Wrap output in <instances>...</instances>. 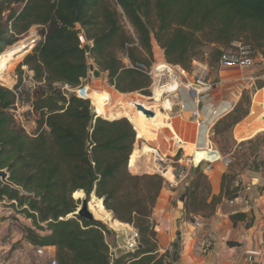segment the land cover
<instances>
[{
    "label": "trees",
    "instance_id": "trees-1",
    "mask_svg": "<svg viewBox=\"0 0 264 264\" xmlns=\"http://www.w3.org/2000/svg\"><path fill=\"white\" fill-rule=\"evenodd\" d=\"M123 16L134 36L125 30ZM34 26L41 40L18 68V84L13 90L0 86V170L9 176L8 183L0 179V202H12L30 221L25 241L56 249L57 264H175L169 252L160 253L153 218L165 180L129 170L138 137L126 117V103L91 99L94 109L73 90L86 87L90 60L119 93L151 96L153 81L140 65L152 67L154 42L168 64L185 71L211 45L219 60L236 42L264 59V0H0V55ZM23 67L41 84L32 106L37 116L33 137L13 113ZM248 114L236 109L216 127L231 129ZM216 156L198 159L215 162ZM201 164L181 201L187 217L209 219L224 199L233 201L237 194L224 175L220 195L213 196ZM81 192L88 201L102 200L114 221L133 227L138 249L112 258L107 226L75 215ZM230 220L236 226L248 217L236 213Z\"/></svg>",
    "mask_w": 264,
    "mask_h": 264
},
{
    "label": "rangeland",
    "instance_id": "rangeland-1",
    "mask_svg": "<svg viewBox=\"0 0 264 264\" xmlns=\"http://www.w3.org/2000/svg\"><path fill=\"white\" fill-rule=\"evenodd\" d=\"M122 24L125 30L127 31V33L129 34V36H134L135 33L134 29L132 28V26L124 16L122 17ZM38 32H39V27L34 26L26 34L20 37V40L18 42L20 43V45L16 50H14L13 57H11L5 63L4 70L3 72L0 73V86L9 90H13L15 86L18 84L19 81L18 68L24 62L26 56L32 52L36 44L41 40ZM83 43L86 44L85 41H83ZM230 48L226 49L225 51L229 50ZM215 50H216V46L214 45L203 48V54L198 57L197 61H194L189 71H185L179 66H172L168 64L165 59L163 50H161L160 47H158L157 48L158 53L156 54L157 63H155V59L153 63V65L156 64L154 67L155 70L156 68H158L156 73V75L158 76L157 78L158 81L156 80V82L155 83L153 82L152 84V87L150 89L151 96L149 97L143 96L140 92H135L128 95L127 94L119 95L118 98L124 100V102L126 103V107H127V99L129 98L134 99L141 97V99H145L148 100V102L153 103L152 98L154 97L153 93H155L154 91L156 90V88L163 84L168 83L166 81V78L161 83V73L166 72L169 73L170 76H182L183 74L180 71L181 69L185 73L184 74L185 77L182 79L184 84L187 85L200 80L203 83L208 84L212 88L210 93L213 92L219 97L221 96L234 101L235 107L233 111L236 109H238L239 112L249 111L248 116L245 117L238 125L225 131L221 130L224 128L223 124H219L218 128L216 127V125L226 116L221 118L211 129V135H210L211 143H209L210 148L204 150H195L193 146L188 145L189 151H187V153L192 155L193 157L194 164L191 167L192 171H195L196 169L195 165H199L202 163L201 165L205 173L207 171L206 169L207 166H211L210 163H215L218 161L224 162L228 170L227 175H229L230 181H232L231 190L233 189L234 181L237 178H240L242 180L243 187L241 189V195L237 194V196L239 198H243L244 200L245 199L249 200V198L251 197L250 193H252V191L250 192L248 191L250 188L256 189L255 191L258 194L264 193V110H263V114L256 121V125H258L259 127L252 132L249 130V127L253 128L255 126V125H251L252 119L257 118V115L255 117H252V115L254 114L253 108L254 107L259 108L261 106L264 109V88H261V86H264V59L261 57V55L254 52L253 49L251 48V50L254 53L253 56L256 60V67L254 69L240 70V69L222 68L220 66V60L218 58L216 59V57L214 56ZM198 63L201 65H198ZM89 64L92 65V61L89 60ZM22 71L24 72L23 87H21L20 91L18 92V98L16 102L19 108L17 109L15 106V111H18V114H16L15 111L13 113L16 116V121L18 125H20L28 135L33 137L35 136L37 130V123H36L37 116L33 112L32 106L35 100V96H34L35 92L38 90L41 84L33 80L34 73L30 71L28 67H23ZM96 71L98 70L96 69ZM101 74L106 76V80L104 82H102L100 78L99 79L95 77L89 78V81L87 82L85 88L83 89L77 88L73 90L78 97L89 99L93 107H94L93 101L95 103H99L101 100H105V99H101V100L97 99V95H95V93L107 91L108 88L107 86L109 85L107 75L104 73ZM103 83L105 84V87L102 89ZM78 90L80 91L78 92ZM73 91H71V93ZM159 109L161 110V107ZM95 113L97 114L96 110ZM244 131H248L249 133L248 132L243 133ZM243 134L244 137L246 138H242ZM237 137H239L241 141L240 139H237ZM139 143H141V138L137 139L136 146ZM206 154L209 155L216 154L218 160H216L215 162H206V161L200 162L198 157ZM176 168L177 170L180 169L178 163L176 164ZM154 174L161 175L159 172L153 174H142V175H154ZM166 174L167 172L164 173V176L172 178L171 174H170L171 176L169 174H168L169 176H167ZM134 175H138V174H134ZM192 177L193 178L195 177L193 172H192ZM93 198L96 197L93 196L91 198L90 210L92 211L95 219L97 221H99V219L100 221L102 220V223H104L107 226V228L111 231V234L110 236H108L107 241L111 246L110 250H111L112 258H114L117 256L116 254L117 238H116V232H114L113 227L110 225L108 219V215H111V213H108L105 210L102 204V200L100 202L97 199L99 202H94ZM228 202H230L231 205L236 204V203L232 204L231 201ZM5 203L6 204L3 205V207L7 209L6 217L9 218V219L6 218L5 220H6V225L9 226H5L7 232L5 233V235H3V237L0 238V242L2 245L8 244L11 247L7 248L5 253H3V251H0V264L38 263L40 260L37 259L35 255V247L30 245L27 241H23V240H19L15 244L13 243L15 239L16 240L19 238L21 239L22 235L23 236L25 235V230L27 229V225L30 224V221L27 220L26 217L22 215L19 211H17L16 208H13L11 206L12 202L5 200ZM14 205L17 206L16 204ZM81 206H82V201L78 210L81 208ZM16 216L19 217L22 221L16 218ZM73 217L74 216L71 215L68 218H73ZM153 218H154V214H153ZM187 219H191V218L187 217ZM253 221L254 219L250 217L248 218L247 222L243 224L245 227H247ZM114 222L120 224L119 222L116 221ZM121 226L123 230L126 229L128 232L130 231L129 233H126V236L128 238L131 233V228L125 226L124 224H122ZM114 229L117 231L119 230V232L122 230L118 228H114ZM14 232L18 234L16 238H13ZM169 253L171 254V258H173V255L175 253L174 250ZM48 260H49L48 257L46 259H41V261L46 264L49 262Z\"/></svg>",
    "mask_w": 264,
    "mask_h": 264
},
{
    "label": "crops",
    "instance_id": "crops-1",
    "mask_svg": "<svg viewBox=\"0 0 264 264\" xmlns=\"http://www.w3.org/2000/svg\"><path fill=\"white\" fill-rule=\"evenodd\" d=\"M157 48L158 45L154 42L153 51L155 63H157ZM123 62L126 65L129 64V60L125 57L123 58ZM155 65L156 64H154L153 67H155ZM180 71L183 74L182 76H170L169 73L165 72V76H163V78L161 77V83L165 78L168 82L167 84L161 85V87L172 84L179 85L176 92L166 93L163 96L164 105L160 106L161 111L163 113H168L171 119L169 123L175 128L177 134L183 140L185 147L190 145L193 146L195 150L208 149L210 148L209 143H211L210 135L212 127L221 118L229 115L233 111L235 102L228 98L219 97L212 92L210 93V100H205L200 107V119L196 120L192 114L195 109L192 91L184 84L182 79L185 77V73L182 70ZM104 87L105 86L102 84V89ZM107 87V90L115 95V99L118 98L119 95H126L119 93L115 88L109 85ZM170 102L172 103L173 111H169L167 108ZM162 107H165L167 111L162 109ZM256 108L257 107L253 108L254 114L252 117L257 115V118L252 119L251 125H256L257 119L263 114L264 109L261 106ZM154 135L155 137L153 139L141 138V143L137 146L135 145L134 151L140 149L139 158L137 159L138 172L134 173L130 168L129 170L132 174L138 175L157 172L162 175H164L165 172H169L172 175V178L164 176L165 187L161 191V198L154 211V219L158 225L157 231L161 254L173 250L175 252L174 245L177 243L179 245V258L175 264H258L260 261L264 264V257L259 259L249 256L252 231L255 225H257L258 222L261 223L264 218V193L258 194L255 191L256 189L250 188L248 191H252V193H250L251 197L249 200L239 198L238 201L235 202L236 204L231 205L230 202L224 199L212 218L206 219L201 216H196L187 219L184 211V203L181 201V195L193 179L192 169L190 167V162H193V157L187 153L184 146L181 147L176 143L169 129L158 130ZM242 136V138H246L244 134ZM160 137L163 139V142H160ZM237 139L240 138L237 137ZM164 142L166 143L164 144ZM145 147H149L154 153H143ZM178 151L180 156L177 158ZM180 158L183 159V168L186 169V174L182 177L179 176L180 172L176 168V162ZM210 164L211 169L207 170L205 173L211 183L212 195L219 196L222 178L224 175L228 174V170L225 163L222 161ZM99 201L101 202V200ZM5 204V202H0V238L7 232L5 226H9L6 225L5 220L6 218L9 219L6 217L7 209L3 207ZM236 213H244L248 218L251 217L254 219L255 222L253 227L247 229L243 222H238V224L234 226L230 217ZM16 218L22 221L19 217L16 216ZM196 221H200L202 225L200 227L196 226ZM100 222H102V220ZM29 225L30 224L27 226ZM124 225L131 228V232L135 230L127 224ZM113 230L116 232L117 238L116 252L118 249L125 251L127 241L126 233L130 231L128 232L125 229L119 232L114 228ZM206 234L212 236L214 247L209 254L200 255L195 251V244L201 236ZM17 235L18 234L14 232L13 238H16ZM19 240L25 241L24 236L22 235L21 239H15L13 243L15 244ZM10 247L11 246L8 244L2 245L0 242V251H3V253ZM51 254L53 256L56 255L55 248H51Z\"/></svg>",
    "mask_w": 264,
    "mask_h": 264
},
{
    "label": "built area",
    "instance_id": "built-area-1",
    "mask_svg": "<svg viewBox=\"0 0 264 264\" xmlns=\"http://www.w3.org/2000/svg\"><path fill=\"white\" fill-rule=\"evenodd\" d=\"M253 51L249 46H246L243 42H236L234 43L231 48L227 51H224L223 54L220 57V66L222 68H229V69H240V70H246V69H254L256 67V60L253 56ZM90 65V64H89ZM198 65H201L198 63ZM140 68L143 69L152 79V81L155 83L156 80L158 81V76L156 75L158 68H155L152 66L150 69L146 68L145 66L140 65ZM180 69V68H179ZM181 70V69H180ZM96 71L95 66L90 65L89 74H88V81L89 78H93L94 73ZM156 71V72H155ZM165 76V72L161 73V77L163 78ZM96 78V77H95ZM191 91L193 95V102L195 104V109L193 110V117L196 120L200 119V107L202 106L203 102L205 100H210V92L212 88L208 85L203 83L202 81H197L194 83H190L186 85ZM80 91V90H79ZM84 99V98H83ZM18 109V104L15 105ZM171 111H173V107L171 108ZM16 114H18V111H15ZM177 155H179V151L177 152ZM178 165L180 166L179 172L180 177H182L184 174H186V169L183 168V159L180 158L177 160ZM193 162H190V167L193 166ZM196 166V165H195ZM207 170L211 169V166H207ZM162 175V174H161ZM164 177V175H162ZM243 187L242 180L240 178H237L234 181L233 189L234 192L238 195H241V189ZM239 197L233 201H231L232 204L237 202ZM196 226H201L200 221L195 222ZM259 235H260V249L256 253H249L250 257L259 258L262 259L264 257V218L262 219L260 226H259ZM126 249L125 251H131L134 252L139 247V234L136 230H133L126 241ZM214 247V241L211 235H203L201 236L196 244H195V251L196 253L200 255H207L210 253V251ZM35 255L37 259L40 261L36 264H46L41 261V259L49 258V262L47 264H57V260L55 259V256L51 254V248H35ZM258 264H262L260 261Z\"/></svg>",
    "mask_w": 264,
    "mask_h": 264
},
{
    "label": "bare ground",
    "instance_id": "bare-ground-1",
    "mask_svg": "<svg viewBox=\"0 0 264 264\" xmlns=\"http://www.w3.org/2000/svg\"><path fill=\"white\" fill-rule=\"evenodd\" d=\"M20 45V43L15 44L14 46L8 48L2 55H0V73L3 72L4 67H5V63L11 58L13 57V52L14 50H16L18 48V46ZM164 65V64H162ZM157 87V86H155ZM179 85L178 84H172V85H165L164 87H157L156 90L154 91V97L152 98L153 103L148 102V100L145 99H141L140 98H134V99H127V107H126V117L128 118V120L134 125V128L137 132V137L138 138H146V139H153L155 137L154 133L156 134V132L158 130L161 129H169L170 133L173 137V139L176 141V143L179 146H184L183 140L181 139V137H179V135L177 134L175 128L169 123L170 117L168 115V113H163L159 108L160 106L164 105V101H163V96L166 93H173L176 92L178 90ZM95 95H97V99L101 100V99H105L106 101H111L113 99H115V95L113 93H111L110 91H105V92H96ZM117 95V94H116ZM170 95V94H169ZM168 96V95H167ZM94 97V96H93ZM134 97V96H133ZM150 100V99H149ZM137 104H141L143 105L146 109L152 110L154 111V117L152 118H147L142 112L138 111L135 109V106ZM167 108L169 111H171L172 108V103L170 102L167 105ZM162 109H165V107H162ZM166 110V109H165ZM167 111V110H166ZM181 118V117H180ZM175 121V120H174ZM180 121V120H179ZM172 122V121H171ZM180 123V122H179ZM173 124V123H172ZM182 127V126H181ZM259 126L255 125L253 128L249 127V130L252 132L254 130H256ZM248 131H244L243 133H246ZM249 133V132H248ZM170 136V135H169ZM163 137V136H162ZM159 139V138H158ZM161 139V137H160ZM163 139H161L160 142ZM158 142V141H155ZM159 143V142H158ZM166 142H164L165 144ZM174 144V143H173ZM165 146V145H164ZM170 146V145H169ZM168 147V146H167ZM164 148V147H162ZM166 148V147H165ZM186 151H189V146H186ZM155 149V148H154ZM140 150V149H139ZM138 149H136L130 159L129 162V168L133 171V172H138L137 170V159L139 158V152ZM168 150V149H167ZM143 153H154L153 150L149 149V147H145L143 150ZM154 155V154H153ZM171 155V154H170ZM151 156V155H150ZM166 156V155H165ZM145 157V156H144ZM152 158V157H151ZM150 158V159H151ZM145 163V161H144ZM151 163V162H150ZM152 164V163H151ZM144 168V167H143ZM150 170V169H149ZM171 173L167 172V176ZM174 175V174H173ZM171 176V175H170ZM171 181V180H170ZM173 183V182H172ZM81 196H78L80 199H77L75 197L74 194V198L77 200H81L85 197V194L81 192ZM94 202H99L96 198H93ZM90 208V205H89ZM91 211V210H90ZM92 212V211H91ZM108 219L110 222V225L113 228H118V229H122V226L118 223H115L112 220L111 215H108ZM123 230V229H122ZM119 231V230H118Z\"/></svg>",
    "mask_w": 264,
    "mask_h": 264
},
{
    "label": "water",
    "instance_id": "water-1",
    "mask_svg": "<svg viewBox=\"0 0 264 264\" xmlns=\"http://www.w3.org/2000/svg\"><path fill=\"white\" fill-rule=\"evenodd\" d=\"M94 76L97 79H101L102 82H104L106 80V76L102 75L100 71H95ZM103 86H105V84L103 83ZM79 92V90H78ZM77 92V93H78ZM135 109L142 112L147 118H152L154 117V111L146 109L143 105L141 104H137L135 106ZM8 173L5 170H0V179L2 182L4 183H8ZM82 201V206L81 208L77 211V213H75L76 216H78L81 219H84L86 221L89 222H94L97 221L93 215V213L90 211L89 205H90V201H88L86 199V197H84L83 199H81ZM259 226H260V222L257 223V225H255L252 234H251V247L249 249L250 253H256L259 251L260 249V243H259ZM174 249H175V253L173 255V260L176 263L178 261L179 255V245L177 243H175L174 245ZM123 250L122 249H118L117 250V254L121 253Z\"/></svg>",
    "mask_w": 264,
    "mask_h": 264
}]
</instances>
